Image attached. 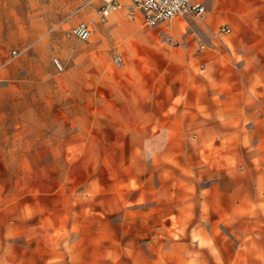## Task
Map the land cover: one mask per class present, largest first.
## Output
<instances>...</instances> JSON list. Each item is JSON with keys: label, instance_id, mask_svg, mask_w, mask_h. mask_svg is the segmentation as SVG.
<instances>
[{"label": "crops", "instance_id": "1", "mask_svg": "<svg viewBox=\"0 0 264 264\" xmlns=\"http://www.w3.org/2000/svg\"><path fill=\"white\" fill-rule=\"evenodd\" d=\"M199 1L207 10L201 20L207 27H191L188 21L198 19L179 17L154 28L130 24L102 30L125 33L116 51L130 67L118 73L117 86L99 89L91 119L105 136L102 142L122 145L123 158L148 160V165L125 179L108 171L106 180L91 179L89 188L94 196L113 195L124 207L123 186L131 189L130 181L137 182L132 191L142 195L132 204L148 210L133 214L135 240L150 236L152 226L175 219L191 237L199 220L204 224L206 214L210 222L216 208L227 209L229 219L224 221L235 225L242 202L238 193L246 190L237 183V147L264 160V0ZM11 7V0H0L3 12L10 14ZM219 25L230 33L215 36ZM12 31L26 36L28 27H0V51L11 44ZM89 96L91 103V90ZM126 145L135 156H125ZM259 185L251 189L264 191V183ZM24 208L25 202L15 216L0 218V264H94L93 257L108 254L109 239L124 238L123 232L115 237L93 232L91 223L63 233L59 219L29 216ZM189 208L197 209L190 220L184 211ZM101 209L104 213L108 208L102 204ZM200 209H209V214ZM143 224L149 226L147 233L139 230ZM209 239L220 237L212 234ZM226 239L231 244L228 236L222 242ZM195 241L198 253L206 255L264 256V245L239 251L221 244L202 248L203 238ZM236 259L231 264H253Z\"/></svg>", "mask_w": 264, "mask_h": 264}, {"label": "rangeland", "instance_id": "2", "mask_svg": "<svg viewBox=\"0 0 264 264\" xmlns=\"http://www.w3.org/2000/svg\"><path fill=\"white\" fill-rule=\"evenodd\" d=\"M104 1L11 0L10 14L0 9V27H28L26 36L12 31L11 44L0 51V218L15 216L25 202L26 215L59 219L63 233L74 232V227L77 230L84 223H91L93 232L104 231L113 237L123 232L121 240L108 238V254L93 257L94 264H231L235 258L264 264L260 254L206 255L196 249V237L203 238L199 241L202 248L221 244L240 251L264 245V191L251 189L264 183V160L249 157L239 147L237 183L246 185V190L238 193L242 202L236 209L235 225L225 222L229 219L227 209L216 208L212 218L220 221L211 218L209 222L205 214L204 224L199 220L191 237L186 234L185 224L180 226L175 219L171 224L167 220L166 224L152 226L150 236L135 240L131 238L137 221L133 214L144 215L148 210L144 205L132 204L142 195L132 191L137 182L130 181L131 189L123 186L120 194L124 207L116 204L113 195L94 196L90 191L91 179L96 183L106 180L108 171L125 179L131 171L145 170L148 165V160L123 158L122 145L102 142L104 135L91 119L99 89L117 86L118 73L130 67L123 57L121 66L113 62L125 33L102 30L130 24L143 27L139 11L130 0H122L121 10L112 12L106 21L100 20L97 10ZM131 11L137 14L136 19L128 17ZM81 22L93 29L92 37L85 41L67 34ZM188 22L191 27H207L201 20ZM219 27L214 29L215 36L221 35ZM206 34L210 40V32ZM205 44L210 46L207 41ZM56 59L63 65L62 71ZM130 147L126 145L129 153L125 156L136 155L128 150ZM102 204L108 208L104 213ZM184 211L188 220L197 216L196 208ZM139 230L147 233L150 229L143 224ZM199 230L203 232L196 234ZM212 234L220 239L212 242ZM225 236L230 237L231 244L228 239L222 242ZM133 251L136 253L132 255ZM80 261L77 258V263Z\"/></svg>", "mask_w": 264, "mask_h": 264}, {"label": "built area", "instance_id": "3", "mask_svg": "<svg viewBox=\"0 0 264 264\" xmlns=\"http://www.w3.org/2000/svg\"><path fill=\"white\" fill-rule=\"evenodd\" d=\"M134 9L138 10L142 16L144 27L154 28L162 24H170L174 19L183 17L202 20L206 14V7L199 0H131ZM123 4L120 0H105L104 4L97 10V17L106 21V18L114 11L120 10ZM135 13L130 12L129 17L134 19ZM221 34L230 33L227 27H221ZM68 36L80 40H88L92 37L93 29L88 23L81 22L68 31ZM17 54V51H13ZM116 66L122 65V57L116 54L113 57ZM60 71L64 69L61 62L55 60Z\"/></svg>", "mask_w": 264, "mask_h": 264}]
</instances>
